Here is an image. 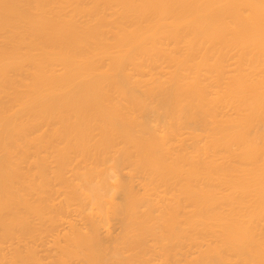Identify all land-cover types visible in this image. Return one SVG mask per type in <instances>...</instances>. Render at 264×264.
I'll return each instance as SVG.
<instances>
[{"label":"bare ground","instance_id":"bare-ground-1","mask_svg":"<svg viewBox=\"0 0 264 264\" xmlns=\"http://www.w3.org/2000/svg\"><path fill=\"white\" fill-rule=\"evenodd\" d=\"M233 258L264 264V0H0V264Z\"/></svg>","mask_w":264,"mask_h":264},{"label":"rangeland","instance_id":"rangeland-1","mask_svg":"<svg viewBox=\"0 0 264 264\" xmlns=\"http://www.w3.org/2000/svg\"><path fill=\"white\" fill-rule=\"evenodd\" d=\"M213 236H214V235H213ZM213 236H212L211 238H213ZM207 237H208V236L204 237V239L206 238V240L203 241V243L201 242L202 244L205 245L206 242H209V240H210L211 238H209V237L207 238ZM207 239H209V240H207ZM213 240H214V242H215V238H214ZM216 241H217V238H216ZM210 243H213V242L210 240ZM215 244H216V243H215ZM206 245H207V243H206ZM206 245L204 246L205 249H206V247H207ZM195 248H196V247H193V249H192V250L195 252V253H194V252L192 251V252H193V255L196 254V251L198 250L197 248H196V249H195ZM198 251H199V250H198ZM192 252L190 251L191 254H192ZM234 259H235V260H234ZM236 260H238V258H237V259H236V258H233L232 261H235L233 264L236 263ZM239 260H240V259H239ZM241 261H243V260H241ZM241 261H240V262H241ZM231 263H232V262H231ZM241 263H242V262H241ZM241 263H239V261H237L236 264H241Z\"/></svg>","mask_w":264,"mask_h":264}]
</instances>
